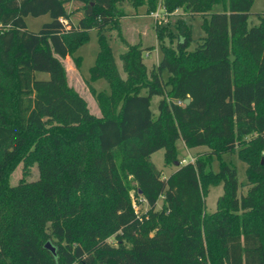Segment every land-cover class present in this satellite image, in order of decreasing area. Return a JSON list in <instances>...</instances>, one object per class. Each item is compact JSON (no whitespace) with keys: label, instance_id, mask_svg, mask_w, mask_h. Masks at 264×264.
<instances>
[{"label":"trees","instance_id":"trees-1","mask_svg":"<svg viewBox=\"0 0 264 264\" xmlns=\"http://www.w3.org/2000/svg\"><path fill=\"white\" fill-rule=\"evenodd\" d=\"M67 1L0 0V264H264V12L249 27L255 0H80L74 24ZM124 3L205 15V34L191 49L192 27L178 17L165 44L156 23L162 59L149 69L141 44H129L123 78L107 33L120 29ZM44 14L52 21L29 30L26 17ZM94 29L90 81L110 88L90 85L101 116L68 83L62 60ZM180 139L208 150L178 164ZM159 149L178 166L168 176L152 160ZM235 152L247 164L242 195L223 159ZM214 156L218 171L208 166ZM21 161L25 171L36 162L39 176L10 184ZM221 183L208 213L207 189Z\"/></svg>","mask_w":264,"mask_h":264},{"label":"rangeland","instance_id":"rangeland-1","mask_svg":"<svg viewBox=\"0 0 264 264\" xmlns=\"http://www.w3.org/2000/svg\"><path fill=\"white\" fill-rule=\"evenodd\" d=\"M83 2L80 0H69L66 2V8L72 13L71 20L74 24H77L80 18L83 16V11L81 7ZM123 10L126 15L121 18L120 29H114L109 31L107 34L109 36V42L113 48L114 56L116 60L117 67L123 78L127 77L126 72L123 68V63L120 60V53L128 49L129 44H141L144 49L145 62L149 69L156 66L163 57V51L159 46V41L157 38L155 24L158 23L165 27V38L164 43H173L176 39L174 29V23L178 17H183L188 24L192 27V41L190 48L194 49L197 45V40L204 36V30L202 23L204 21L205 15H186L182 9H178L172 13L165 11L163 6H159L155 13L157 16H152L146 13V8L140 6L138 8L134 7L130 3L123 4ZM215 11H221V5H216ZM264 12V0H255L248 20V26L253 27L258 25L260 19L258 13ZM208 17V16H207ZM52 21V17L49 14H44L41 16H27L26 23L28 29L31 31H38L44 23ZM172 32V33H171ZM99 42L97 31L94 29L89 32L88 40L77 48V50L68 58L63 60L65 68L67 70L68 83L84 97L87 102L89 110L97 115L101 116L102 112L98 105L97 98L91 91L90 85L93 86L96 91L106 90L110 91L109 84L105 79H98L96 81H90L91 78V68L96 63L97 54L99 52ZM75 57H81V65L79 68L76 67L74 63ZM38 79H48L50 76L46 72L38 71L36 72ZM159 97L155 96L152 99V110L157 113ZM178 149V164H186L195 161L197 156L204 154L208 148L207 147H196L187 148L184 142L180 139L176 142ZM152 160L156 166L162 170L164 176L170 175L178 166L176 163L166 165L165 164V149H159L152 154ZM223 159L231 163L236 167L238 172V178L240 184L247 182V164L245 161L239 158L238 152L235 153H225L223 154ZM213 171H218L220 168V160L217 156L213 157V160L208 165ZM25 162L21 161L18 163L16 168L10 175V184H17L20 181H31L35 180L39 176V169L37 163L34 162L28 166L25 171ZM206 168L207 170L209 169ZM250 185H242L240 189V195L246 194ZM134 194V190L131 191ZM224 193L223 184L210 185L206 192V210L208 213L214 212L217 209V201L220 196ZM162 199L159 200L157 208H161ZM137 210L145 211L149 208L146 201H142L141 204L136 205ZM109 241L115 244L114 237H111ZM49 242V241H47ZM46 242V243H47Z\"/></svg>","mask_w":264,"mask_h":264},{"label":"water","instance_id":"water-1","mask_svg":"<svg viewBox=\"0 0 264 264\" xmlns=\"http://www.w3.org/2000/svg\"><path fill=\"white\" fill-rule=\"evenodd\" d=\"M186 103H189L190 102V99H186L185 100ZM45 247L47 249H49L51 252H53L54 254L56 253V246L53 245L50 241L46 243Z\"/></svg>","mask_w":264,"mask_h":264},{"label":"built area","instance_id":"built-area-1","mask_svg":"<svg viewBox=\"0 0 264 264\" xmlns=\"http://www.w3.org/2000/svg\"><path fill=\"white\" fill-rule=\"evenodd\" d=\"M152 16H157V14L155 12L151 13Z\"/></svg>","mask_w":264,"mask_h":264},{"label":"crops","instance_id":"crops-1","mask_svg":"<svg viewBox=\"0 0 264 264\" xmlns=\"http://www.w3.org/2000/svg\"><path fill=\"white\" fill-rule=\"evenodd\" d=\"M66 58H68V57H66ZM62 60H64V59H62ZM186 147V146H185ZM189 149V148H188ZM191 149V148H190Z\"/></svg>","mask_w":264,"mask_h":264}]
</instances>
